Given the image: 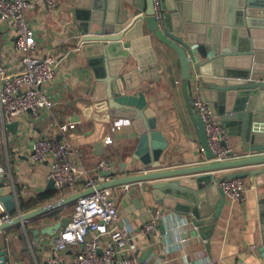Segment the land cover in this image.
<instances>
[{"label":"water","instance_id":"water-1","mask_svg":"<svg viewBox=\"0 0 264 264\" xmlns=\"http://www.w3.org/2000/svg\"><path fill=\"white\" fill-rule=\"evenodd\" d=\"M71 11L72 20L84 35L87 64L97 80L92 98L95 110L132 120L138 133L134 157L150 169L78 190L26 216L74 202L94 189L146 182L158 204L188 217L180 237L186 239L196 231L209 250L205 225H215L226 201L217 181L253 177L257 187L264 186V0H79ZM154 39L178 56L182 92L206 162L164 167L160 161L167 141L157 129L156 112L144 92L138 90L143 81L159 75ZM194 67L200 74L204 98L228 133L240 139L246 154L214 159L205 123L190 100ZM17 126V120L5 125L12 133ZM53 186L50 178L47 188ZM259 198L263 210L264 192ZM0 202L8 211L17 210L5 171H0ZM24 218L16 216L0 223V231L22 224ZM68 221V216H63L38 228L26 225L25 230L38 241L41 235H56ZM159 226L165 232L162 221ZM261 229L264 234V221ZM258 249L264 257V243ZM151 250L148 248L139 259L144 260ZM7 259L0 241V264Z\"/></svg>","mask_w":264,"mask_h":264},{"label":"crops","instance_id":"crops-1","mask_svg":"<svg viewBox=\"0 0 264 264\" xmlns=\"http://www.w3.org/2000/svg\"><path fill=\"white\" fill-rule=\"evenodd\" d=\"M30 1L32 6L26 15L36 38V47L31 53L37 56L52 55L57 62L54 78L44 85L54 100L53 106L37 120L32 119L28 112L18 116L14 133L3 127L0 121V165L5 170L16 204L21 210L42 207L60 198L54 186L47 188L50 179L48 159H31V142L40 137L48 136L67 142L72 149L80 176L76 186L67 190V194L82 190L88 178L106 172L98 168L102 160L107 163L111 178L150 169L134 157L138 133L132 120L95 110L96 103L92 98L97 89V80L87 64L88 57L82 42L84 35L72 20L71 10L79 0H56L53 7L41 0ZM153 42L159 75L157 79L143 81L138 90L144 92L150 107L156 112L157 129L167 141L160 161L164 167L206 162L182 92L178 56L158 40L154 39ZM20 60L21 52L14 46L13 26L0 18V65L9 74H14L20 71ZM224 129L233 149L239 154H246L240 139ZM243 180V199L232 202L226 197L215 225H205L209 232V250L196 231H192L186 239L180 237L187 226L176 236L163 232L159 223L157 230L150 235L140 233L141 226L150 218L149 209L154 207L163 210L166 217L172 215L188 221L187 216L178 213L174 216L172 209L158 204L146 182H134L129 190L120 189L114 193L118 209L116 225L131 228L129 245L132 255L139 258L152 247L144 259L148 264H185V261L194 264H264V257L258 249L264 243L261 229L264 209H260L259 198L264 186L257 187L253 177ZM74 205L75 201L55 206L34 216L25 225L1 230L0 241L8 259L14 264H41L53 255L71 260L78 250L77 246L57 251L54 247L56 235H41L36 241L32 233L26 232L25 226L38 228L52 224L63 216H69ZM163 225L165 228L168 226L166 219ZM176 239L182 242L171 244Z\"/></svg>","mask_w":264,"mask_h":264},{"label":"built area","instance_id":"built-area-1","mask_svg":"<svg viewBox=\"0 0 264 264\" xmlns=\"http://www.w3.org/2000/svg\"><path fill=\"white\" fill-rule=\"evenodd\" d=\"M41 1L50 7L55 6L57 2L56 0ZM31 6L30 0H0V18L12 24L14 46L21 52L19 72L9 74L6 68L0 65V121L3 127L26 112L32 119L37 120L54 104L53 98L44 89V85L54 78L57 61L52 55L37 56L31 53L36 47L35 30L26 15ZM158 14L156 7V15ZM202 86L200 74L194 67L189 86L190 100L193 110L200 114L205 123L214 159L222 161L242 156L243 154L236 152L228 141L219 116L211 103L204 98ZM30 148L33 161L48 159V176L53 180L54 187L59 192L60 198L58 199L68 196L67 190L76 186L80 176V170L74 162L70 145L67 142L45 136L33 140ZM98 168L108 170V165L102 160L98 163ZM0 171H5L1 165ZM110 179L109 175L97 173L94 177L87 179L82 189L95 187L98 183ZM131 184L123 183L94 189L79 197L68 216V223L57 232L54 238L55 250H64L69 246H77L78 250L69 261L53 255L41 264H148L146 260H140L130 253L131 228L126 225L121 227L116 225L118 209L113 195L120 189L129 190ZM217 184L230 201L243 199L245 190L243 178L218 180ZM16 206L17 210L8 211L0 202V223L10 221L16 216H25L22 221V225H25L34 216L45 212L42 210L40 213L26 216V213L34 209L21 210L18 204ZM149 213L150 218L141 226L140 233L150 235L157 230L158 223L160 221L163 223L166 219L168 226L164 227L165 233L176 236L187 223L172 215L164 216V211L158 207L149 209ZM173 213L176 216V213ZM178 239L171 241V244H180L179 242L182 241ZM4 264L14 263L7 259ZM185 264L194 263L185 261ZM197 264L203 263L198 262ZM232 264L244 263L234 262Z\"/></svg>","mask_w":264,"mask_h":264}]
</instances>
